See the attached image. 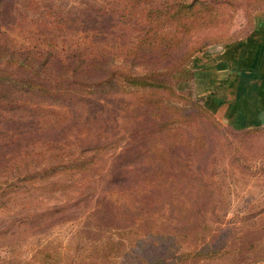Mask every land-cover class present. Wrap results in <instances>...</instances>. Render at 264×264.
<instances>
[{
	"label": "rangeland",
	"instance_id": "rangeland-1",
	"mask_svg": "<svg viewBox=\"0 0 264 264\" xmlns=\"http://www.w3.org/2000/svg\"><path fill=\"white\" fill-rule=\"evenodd\" d=\"M222 1L223 23L191 38L207 45L176 74L175 108L192 117L173 123L172 135H147L155 121L128 94L85 107L22 94L0 103V264H264V122H223L195 81L202 52L245 37L264 0ZM38 5L69 27L53 31L23 15ZM128 6L1 0L0 47L50 39L65 48L62 59L116 52L142 33ZM80 152L90 162L18 183L34 164Z\"/></svg>",
	"mask_w": 264,
	"mask_h": 264
},
{
	"label": "trees",
	"instance_id": "trees-1",
	"mask_svg": "<svg viewBox=\"0 0 264 264\" xmlns=\"http://www.w3.org/2000/svg\"><path fill=\"white\" fill-rule=\"evenodd\" d=\"M221 4L222 0H128L129 15L141 22L142 33L129 47H119L116 52L103 51L89 57L80 53L62 59L65 48L50 39L33 47H0V103L8 105L4 102L22 94L85 107L106 95L128 94L155 121L147 135L157 131L172 135L180 130L172 127L173 123L192 117L186 110L175 108L172 98L178 96L176 74L207 45L202 40L188 45L191 38L223 23ZM22 13L39 27H51L53 31L69 27V18H59L52 8L38 5ZM149 54L157 59L148 62ZM196 111L208 113L205 107H197ZM103 149L100 145L95 152ZM58 155L48 164H34L31 172L17 178L18 183L54 176L90 162L84 152ZM174 241L169 238L165 242Z\"/></svg>",
	"mask_w": 264,
	"mask_h": 264
},
{
	"label": "crops",
	"instance_id": "crops-1",
	"mask_svg": "<svg viewBox=\"0 0 264 264\" xmlns=\"http://www.w3.org/2000/svg\"><path fill=\"white\" fill-rule=\"evenodd\" d=\"M195 70L196 89L207 104L217 102L209 107L219 119L250 127L264 122V9L245 37L224 44L216 53L203 51Z\"/></svg>",
	"mask_w": 264,
	"mask_h": 264
}]
</instances>
